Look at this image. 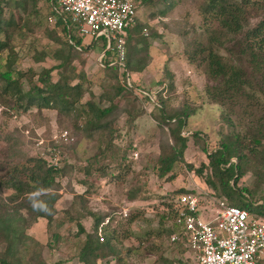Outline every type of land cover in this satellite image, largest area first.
Returning <instances> with one entry per match:
<instances>
[{
	"label": "trees",
	"instance_id": "trees-1",
	"mask_svg": "<svg viewBox=\"0 0 264 264\" xmlns=\"http://www.w3.org/2000/svg\"><path fill=\"white\" fill-rule=\"evenodd\" d=\"M134 1L136 10L140 3L150 6L155 2ZM160 1L167 4L159 12L161 15L175 5L174 2L169 5L168 0ZM37 2L38 0H0V56L6 52L0 57L4 62L0 63V66L4 67L3 70L0 69V95L2 98H11L23 110L34 106L38 109H54L63 115L73 113L76 119H84V124L77 125V128L87 135L107 130L109 135L105 148H100L82 167L85 177L79 183L84 185L85 192L90 194L96 190L95 184L108 175V166L117 159L112 144L115 130L111 128V124L118 106L112 99L125 91L135 92L136 87H126L118 79L119 83L116 81L117 85L113 88V96L108 99L110 101L108 106L101 107L91 100L81 102L84 94L89 91L84 83L89 81L86 80L82 69H75L73 60L77 49L96 46L97 43L94 40L87 42L86 38L79 36L65 14L59 16L53 27L48 30L53 40L60 46L55 50H34L31 54L36 62H41L46 57H52L60 62L54 67H42L38 73L31 68L26 71L27 73L13 68L20 57L15 51L14 39L16 36L22 37L21 28L28 27V22L30 20L33 22V19L36 21L35 24H38L39 18L43 15L41 12H45L47 16L51 13L48 1L42 4L44 10L35 7ZM11 9L22 10L27 14L22 24H17L12 12L8 14L9 16L6 15V11ZM201 15L202 34L194 40L193 49L188 51V60L192 63L199 60L202 63L204 73L212 82L205 85L206 98L220 106L221 121L227 131L220 133L217 147L208 152V164H202L197 171L202 173L204 168L208 167L205 183L217 198L246 209L253 216L264 217V202L257 203L252 198L242 200L244 193L249 194L250 191L236 185L238 179L248 170L259 183L264 181V0H205L201 6ZM254 17L257 21L253 23ZM18 18L21 19L20 16ZM212 22L215 25H212ZM144 28L145 25L137 21V17L127 28L124 65L129 73L142 72L147 67L151 59L149 53L151 41L160 36L156 31L144 34ZM103 41L104 38L99 45L103 52L100 63L104 67V73L116 80L117 75L113 71L119 68L114 63L118 57L117 51L113 45L106 49V41ZM28 46L35 47L33 43ZM64 47H67L66 52ZM54 69L59 70V78L56 81L51 75ZM24 76L30 85L27 90L23 87ZM168 76L171 77L172 74L169 73ZM74 79L78 81L73 83ZM172 82L171 80L170 84ZM158 83L162 84V81ZM103 98L104 95L101 94L100 100ZM159 101L160 119H155L159 124L168 125L172 140V143L161 144V153L157 158L158 176L163 177L173 169L176 161L183 160L188 140L182 131L187 118L193 112H189L190 109L187 108H180L166 113L165 100L161 98ZM196 134L198 133H194L193 136ZM123 160L124 156L117 164L119 169L124 164ZM29 161L32 165L20 167L22 177H11L5 181V187L14 190L9 200L20 198L21 201L10 211L5 199L0 198V264H48L43 256V249L47 247L50 250H58L60 243L65 241H69L71 247L75 249L67 260L76 257L81 264H97L98 261L108 264L110 258H115L118 264H127L120 255L122 253L128 255L132 249L119 247L114 241V234L108 233L103 223L112 215L113 211H106L111 207L110 204L99 211H92L87 207L85 195L77 194L76 201L71 207L62 211L60 219H55L57 213L54 204L60 197L56 178L67 175L73 167L66 164L62 166L49 164L44 158ZM104 161L106 163L103 164ZM188 166L191 167L190 164ZM173 178L172 174L167 180ZM139 191L140 188H137L130 192L126 200L140 198L137 196ZM192 191L183 187L172 194L176 198ZM30 196L38 202L45 203L47 207L34 210L29 200ZM76 203L82 213L77 211L78 216L74 217L71 209L78 208ZM172 205L173 202L168 204L160 217V223L166 224L159 226L155 231L157 236L166 235L169 240L175 230L167 226V221L173 213ZM22 207L27 209L32 220L30 223H27V215L20 213ZM83 214L85 217L82 219H90V223H85L82 219L72 223ZM38 218L46 220L45 243L38 241L26 230ZM134 219L135 215H132L128 222ZM71 223L73 226L67 225ZM73 227H76L75 232ZM66 261L57 260L54 264H64Z\"/></svg>",
	"mask_w": 264,
	"mask_h": 264
},
{
	"label": "rangeland",
	"instance_id": "rangeland-1",
	"mask_svg": "<svg viewBox=\"0 0 264 264\" xmlns=\"http://www.w3.org/2000/svg\"><path fill=\"white\" fill-rule=\"evenodd\" d=\"M168 1L169 5L173 2L175 5L162 15L159 12L167 4L161 3L160 0H155L150 6L140 3L137 8V21L145 25L143 33L156 31L160 36L151 41V59L147 67L140 74L130 75L131 83L136 87L135 92L125 91L112 99L118 106L111 124V128L115 130L112 144L117 159L108 166V175L95 184L96 192H85L86 187L79 181L85 177L82 167L88 159L100 148H105L109 135L107 130L87 135L77 128V125L84 124V119H76L73 113L63 115L54 109H38L34 106L23 110L11 98H2L0 95V198L8 203V209L12 211L13 206L21 199L9 200L14 190L5 187V181L11 177H22L20 167L32 165L30 159L44 158L49 164L71 165L73 168L67 175L56 178L60 197L54 204L57 213L55 219H60L62 211L71 207L77 194L85 195L87 207L92 211H99L110 204L111 207L106 211H113L112 215L103 223L108 233L114 234V241L119 247L132 249L130 254L120 255L127 264H171L183 258L180 244H172L166 235L157 236L155 232L159 226L166 224L160 223V217L168 204L175 199L172 194L174 191L184 187L206 192L200 195L199 214L203 218L212 219L219 209L217 196L205 183L208 167H205L202 173H198L197 169L202 164H208V152L217 147L220 133L226 132L227 128L221 121L220 106L206 98L205 85L212 82L204 73L202 63L199 60L193 63L188 60V51L193 49L194 40L202 34L201 6L205 0ZM42 4L38 1L35 7L44 10ZM11 12L17 24H22L27 18L26 13L16 9L7 10L6 15L9 16ZM41 13L43 15L38 24H35L34 19L33 22L30 20L28 27L21 28L22 37L16 36L14 39L15 51L20 57L13 68L22 72L31 68L38 73L42 67H54L60 62L52 57L36 62L31 56L34 50H55L60 46L48 32L54 23L48 21L45 12ZM256 21L254 17L252 22ZM211 24L215 25L213 22ZM30 43L35 47L28 46ZM100 44L101 40H98L97 45ZM97 45L77 49L73 66L76 70L82 69L86 80L89 81L84 83L89 91L84 94L81 102L91 100L102 107L110 104L108 99L113 96V88L119 83L120 70L113 71L117 75L116 80L104 73V67L100 63L102 49ZM66 51L67 47H64V52ZM0 63H4L2 59ZM3 68L0 66L1 70ZM58 71L54 69L51 73L54 81L59 78ZM169 73L172 74L171 77L168 76ZM22 81L24 89L27 90L30 86L27 77L24 76ZM77 81L78 79H74L72 82ZM159 81H162V84H159ZM101 94L105 99L100 100ZM161 98L165 100L166 113L180 108L193 112L187 118L182 131L188 140L183 160L176 161L173 169L163 177L158 176L157 158L161 153V144L172 143V140L168 125L159 124L155 119H160L158 102ZM65 131L67 137L64 135ZM194 133L198 134L193 136ZM123 156L124 164L119 169L117 164ZM172 174L174 178L167 180ZM236 185L250 191L249 194L244 193L242 200L252 198L257 203L264 202V181L259 183L250 170L238 179ZM137 188H140L139 193L137 192L140 198L128 202L126 197ZM76 206L78 207L77 203ZM71 210L74 217L78 216L77 211L82 213L79 207ZM20 213L27 215V223L32 221L26 208L22 207ZM132 215H135L134 221L128 222ZM84 217L83 214L72 223ZM45 221L38 218L33 222L38 223L35 230L31 225L26 229L28 233L43 241L42 243L47 240L43 224ZM87 221L90 223L91 220ZM72 223L67 225L73 226ZM75 230L76 227H73L74 232ZM59 247L58 250H50L47 247L43 249V256L48 264H54L57 260L66 261L67 257L75 252L69 241L60 243ZM64 264L81 263L75 257ZM108 264L118 262L115 258H110Z\"/></svg>",
	"mask_w": 264,
	"mask_h": 264
},
{
	"label": "built area",
	"instance_id": "built-area-1",
	"mask_svg": "<svg viewBox=\"0 0 264 264\" xmlns=\"http://www.w3.org/2000/svg\"><path fill=\"white\" fill-rule=\"evenodd\" d=\"M38 1L49 2V22L55 23L65 14L79 36L96 43L104 38L106 49L113 45L119 80L126 87H133L124 61L127 28L137 15L134 0ZM102 55L103 52L100 59ZM190 190L193 191L173 200V213L167 221L169 228H175L171 243L180 244L183 249V258L173 264H264V217L253 216L246 209L217 198V213L210 220L203 218L199 214L200 195L206 192Z\"/></svg>",
	"mask_w": 264,
	"mask_h": 264
},
{
	"label": "clouds",
	"instance_id": "clouds-1",
	"mask_svg": "<svg viewBox=\"0 0 264 264\" xmlns=\"http://www.w3.org/2000/svg\"><path fill=\"white\" fill-rule=\"evenodd\" d=\"M30 203L34 210H42L47 207L45 203L38 202L36 199H34L32 196L29 197Z\"/></svg>",
	"mask_w": 264,
	"mask_h": 264
},
{
	"label": "crops",
	"instance_id": "crops-1",
	"mask_svg": "<svg viewBox=\"0 0 264 264\" xmlns=\"http://www.w3.org/2000/svg\"><path fill=\"white\" fill-rule=\"evenodd\" d=\"M136 17H137V15H136ZM144 34H145V32H144ZM88 39V38H87ZM87 42H89V39H88V41ZM97 46H99V45H97ZM102 53V52H101ZM141 72H130V75H134V74H140ZM133 201V200H132ZM128 202H131V201H128ZM42 219L43 218H40V220L42 221ZM85 223H88V221L86 220V222ZM37 224L38 223H33L32 225H31V227H32V229L34 228V230L38 227L37 226ZM41 224V223H40ZM44 224V229H45V231H46V221H45V223H43ZM30 234V233H29ZM33 237H35L38 241H40V242H43V241H41L37 236H35V235H32ZM79 262V261H78ZM80 263V262H79ZM97 264H99V262L97 263Z\"/></svg>",
	"mask_w": 264,
	"mask_h": 264
}]
</instances>
